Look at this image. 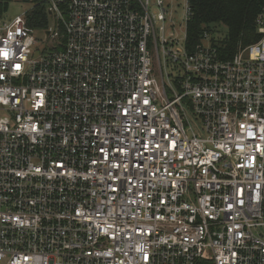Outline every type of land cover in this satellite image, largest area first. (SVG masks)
<instances>
[{"label": "built area", "instance_id": "built-area-1", "mask_svg": "<svg viewBox=\"0 0 264 264\" xmlns=\"http://www.w3.org/2000/svg\"><path fill=\"white\" fill-rule=\"evenodd\" d=\"M34 1L0 16V264H264V8L221 58L188 0Z\"/></svg>", "mask_w": 264, "mask_h": 264}, {"label": "trees", "instance_id": "trees-1", "mask_svg": "<svg viewBox=\"0 0 264 264\" xmlns=\"http://www.w3.org/2000/svg\"><path fill=\"white\" fill-rule=\"evenodd\" d=\"M11 0H0V16ZM191 14L186 22V47L200 42L203 32L211 33V42L221 58H228L239 47L255 42V19L264 8V0H188ZM30 26L46 25L43 4L37 1L27 16ZM225 28V31L221 29Z\"/></svg>", "mask_w": 264, "mask_h": 264}, {"label": "rangeland", "instance_id": "rangeland-1", "mask_svg": "<svg viewBox=\"0 0 264 264\" xmlns=\"http://www.w3.org/2000/svg\"><path fill=\"white\" fill-rule=\"evenodd\" d=\"M33 1L34 0H32V2H30L29 0H24V1L11 0L8 3L7 10L4 12L5 17L9 18V17H12L16 14L23 12L24 10L30 7V4H34L35 1L34 2ZM173 18H174V26L172 28L173 35L175 38L181 41L184 36V13H183L182 6H179V8H177V14L174 15ZM221 29L225 31L224 27H221ZM169 30H170L169 28L166 29L165 33L167 34ZM209 36L211 38V33H209ZM41 49H42V43L40 42L36 43L33 46V56H37L40 53Z\"/></svg>", "mask_w": 264, "mask_h": 264}, {"label": "snow or ice", "instance_id": "snow-or-ice-1", "mask_svg": "<svg viewBox=\"0 0 264 264\" xmlns=\"http://www.w3.org/2000/svg\"><path fill=\"white\" fill-rule=\"evenodd\" d=\"M0 55H3L5 59L8 58V54H7L6 51H4V52H0ZM16 67L19 68V65H16ZM145 103H147V101H145ZM153 131H155V129H154ZM165 139H166V138H165ZM157 147H159V145H157ZM103 151H104V149L101 148V152H103ZM116 151H121V150H120V149H117ZM114 166H115V165H114Z\"/></svg>", "mask_w": 264, "mask_h": 264}]
</instances>
